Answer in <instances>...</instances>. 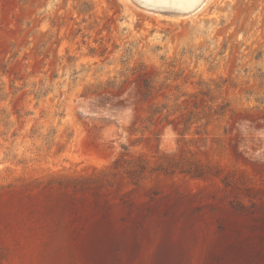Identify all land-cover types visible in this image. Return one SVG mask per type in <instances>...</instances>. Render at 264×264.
Wrapping results in <instances>:
<instances>
[{
  "label": "rangeland",
  "instance_id": "374dc122",
  "mask_svg": "<svg viewBox=\"0 0 264 264\" xmlns=\"http://www.w3.org/2000/svg\"><path fill=\"white\" fill-rule=\"evenodd\" d=\"M0 264H264V0H0Z\"/></svg>",
  "mask_w": 264,
  "mask_h": 264
}]
</instances>
